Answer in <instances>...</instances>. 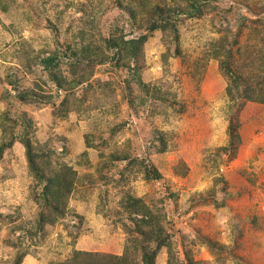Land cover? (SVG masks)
<instances>
[{
	"label": "rangeland",
	"instance_id": "374dc122",
	"mask_svg": "<svg viewBox=\"0 0 264 264\" xmlns=\"http://www.w3.org/2000/svg\"><path fill=\"white\" fill-rule=\"evenodd\" d=\"M263 90L264 0H0V264H264Z\"/></svg>",
	"mask_w": 264,
	"mask_h": 264
},
{
	"label": "trees",
	"instance_id": "16d2710c",
	"mask_svg": "<svg viewBox=\"0 0 264 264\" xmlns=\"http://www.w3.org/2000/svg\"><path fill=\"white\" fill-rule=\"evenodd\" d=\"M154 15H157L158 17L162 18L163 17V10H161V8L156 7L154 10ZM166 23V22H165ZM166 24H157L156 22H153L150 26H149V30L153 31L157 28H165ZM146 40L145 36H141L136 42L135 44H137V46H139L138 48H140L144 41ZM137 47H135L136 50ZM224 69L230 74V78H231V85L232 88H235L238 90L239 84H240V77L234 74H231L230 69L228 67V63L226 61V59L222 62ZM254 93V92H253ZM249 94V93H248ZM251 95V94H250ZM253 96H248V98H250L252 100ZM257 98L260 102H264V90L261 91V93L255 94L254 93V98ZM230 148V144L229 146L226 148L229 149ZM28 154L30 155V152H28ZM29 161H30V165L32 166V164L34 163V159L32 158V156H29ZM34 167V166H32ZM35 168V167H34ZM45 185L43 186V195H44V199L47 200V198H54V200L57 202V205L60 203V198H62L63 193L61 192L62 188L66 191L70 190V183L67 184L66 181H64L63 183L60 181L59 178H53V177H48L45 180ZM59 206V205H58ZM159 245H163V243H159ZM148 246L143 248V256H142V260L141 263L142 264H153V260L150 257V255L147 254L148 251ZM152 256L154 257L155 255V250L152 251ZM19 259L17 258L15 260V262H18ZM19 264V262L17 263Z\"/></svg>",
	"mask_w": 264,
	"mask_h": 264
}]
</instances>
